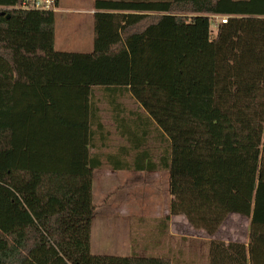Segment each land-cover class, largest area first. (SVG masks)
I'll return each instance as SVG.
<instances>
[{
	"label": "trees",
	"instance_id": "1",
	"mask_svg": "<svg viewBox=\"0 0 264 264\" xmlns=\"http://www.w3.org/2000/svg\"><path fill=\"white\" fill-rule=\"evenodd\" d=\"M33 3L0 0V264H172L91 252L95 88L138 103L116 128L135 170H168L171 215L208 235L250 217L247 245L209 240L208 264H264V0H94L89 52L56 50ZM210 15L227 16L212 36Z\"/></svg>",
	"mask_w": 264,
	"mask_h": 264
},
{
	"label": "rangeland",
	"instance_id": "2",
	"mask_svg": "<svg viewBox=\"0 0 264 264\" xmlns=\"http://www.w3.org/2000/svg\"><path fill=\"white\" fill-rule=\"evenodd\" d=\"M78 5H87V0H77ZM66 5H73V0H61ZM91 23V22H90ZM65 15L56 17L54 48L59 51L89 52L92 32L89 23L82 21L76 32L67 33ZM65 28V29H64ZM211 36L216 32V22L211 19ZM91 51V50H90ZM106 92L95 88L92 101L98 108L101 123L98 130L92 127L93 135L89 148L90 156L97 157L102 164L92 171V202L94 213L91 223V252L100 255H124L113 253L129 248L141 247L148 250L151 241L158 238L157 227L164 220V213L169 205L168 172L137 171L133 168L135 152L126 139H122L116 128V121L110 117V108L123 107L134 109L130 101L111 103L105 99ZM122 110L118 109L117 111ZM149 126L143 147L150 151L154 161H158L162 148L166 146L160 136ZM124 150V151H122ZM110 155L116 157L114 163H127L129 168L114 169L109 162ZM216 237L221 239L249 238L250 217L230 213ZM234 214V215H233ZM165 223V222H164ZM205 232L192 228L187 220L174 218L172 234L164 237L165 248H169L172 264H186L195 259V253L202 247L200 241ZM155 242V240L153 241ZM136 245V246H135Z\"/></svg>",
	"mask_w": 264,
	"mask_h": 264
},
{
	"label": "crops",
	"instance_id": "3",
	"mask_svg": "<svg viewBox=\"0 0 264 264\" xmlns=\"http://www.w3.org/2000/svg\"><path fill=\"white\" fill-rule=\"evenodd\" d=\"M73 5H66L64 3L61 2V0H57L56 2L54 1V8L52 9L55 12V27H56V17L57 16H61V15H65L67 18V24L68 27L67 29V33H71V32H76L81 24L82 21L84 20L85 22L89 23L90 25V30L92 32V39H91V43L93 40V14L96 11V9L94 8V0H87V5L82 6V5H78V1L77 0H73ZM210 16H214V15H210ZM91 22V23H90ZM67 24H62V27H65ZM87 49L90 51L92 49V46H88ZM106 92V91H104ZM106 97L105 99H107V101H110L111 103H119L121 101H130V103L132 104V106L134 107V109H127L124 110V108L121 106L119 108H115L116 110H114L113 108H110V117H112L113 119H117L118 118H126L128 125H130V129L132 130L134 125V118H136L137 114L140 112L139 109V105L138 103L125 91H123L121 94H116V95H109L108 92H106ZM118 109H122L117 111ZM99 112V111H98ZM99 117L100 115L97 114ZM101 122V120H100ZM102 124V123H101ZM104 124V123H103ZM102 124V127L104 126ZM93 127V126H92ZM122 139H124L123 137H121ZM127 141V140H126ZM133 150V149H132ZM153 174H156L157 172H160L158 169L151 171ZM168 172V170H167ZM168 186H169V172H168ZM170 193V190H169ZM170 199H171V195L169 196V205L168 208H166L165 213H164V220H162V222L159 223V226L157 227L156 231L158 234V238H155L151 241L148 250L145 248H141L139 246L134 247V248H129V250L126 251H116L111 247V251L113 253H124V255L121 256H129L131 254H135L137 256H141V257H145V256H153V257H167V258H171L170 256V249L169 248H165V244L164 242V237L170 236L172 234V224H173V220L174 218H183L186 220V218L183 215H171L169 213V207H170ZM231 214L229 213L227 215V217L225 218V220L223 221L222 224H224V222L230 218ZM234 215V214H233ZM165 222V223H164ZM213 234V235H208L204 230L201 229H197L198 232H205L206 233V237H203L200 241V245H201V249L198 250L195 253V259L191 262L190 264H208V241L209 240H219V241H223L225 243H229V242H238V243H243L245 245H247L248 243V236L239 240L236 238H226V239H221L216 237L217 233L219 232L220 228ZM191 226V225H190ZM193 228V227H192ZM195 229V228H194ZM155 240V242H153ZM90 246H91V241H90ZM136 246V245H135ZM113 255H118V254H113ZM189 264V263H186Z\"/></svg>",
	"mask_w": 264,
	"mask_h": 264
},
{
	"label": "built area",
	"instance_id": "4",
	"mask_svg": "<svg viewBox=\"0 0 264 264\" xmlns=\"http://www.w3.org/2000/svg\"><path fill=\"white\" fill-rule=\"evenodd\" d=\"M29 7L38 8V9H53L54 8V0H34V3ZM214 22L217 23H225L227 21L226 15H214L210 16Z\"/></svg>",
	"mask_w": 264,
	"mask_h": 264
}]
</instances>
